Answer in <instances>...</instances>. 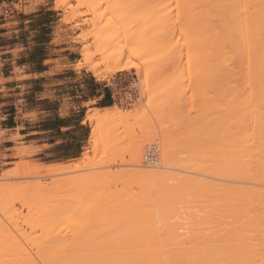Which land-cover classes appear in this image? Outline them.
Segmentation results:
<instances>
[{
  "label": "rangeland",
  "instance_id": "obj_1",
  "mask_svg": "<svg viewBox=\"0 0 264 264\" xmlns=\"http://www.w3.org/2000/svg\"><path fill=\"white\" fill-rule=\"evenodd\" d=\"M211 1L214 5L217 4L216 0ZM209 2L210 0L208 2L206 0L203 2L202 0H26V6L16 16H21L26 12V17H28L30 10L35 5L53 7L48 11V15L36 18V23H47L43 28L37 29L44 34L41 36V40H45L46 43L32 45L36 55L33 60L46 54L47 58H51L47 61V67L55 66L60 74L53 77V81L57 83V86H54L57 91L48 93H42V87L39 86V83L44 82L46 78L30 75V79L27 81L30 85L26 87V97H20L26 99V111L20 107L17 127L11 131H3V135L6 136L2 141H7L5 146L10 151L5 157H10V163L0 170V264H49L47 260H50V264L60 263L58 261L68 262L66 264H80L84 261L81 255L85 256V252L90 247L139 246V244L148 246L152 242L159 246L160 244L161 246L168 245V247L173 244L174 248L183 246L187 250H197L199 247L197 251L200 250V253L205 249L207 251V248L208 251L213 249H215L213 251H218L221 248L219 250V253L222 252L221 258L228 248L236 251L243 250L241 252L246 254L247 252L256 253L254 256L258 254L257 256L260 258L256 257L259 262L264 261L262 259L264 255L261 257L264 252V243L261 242L264 240V202L263 204L261 202L264 198V183L258 179L255 182V179L248 178L246 180L244 177L232 176L228 171H224L228 170L230 164H227L228 167L225 165L228 156L223 158L224 152L221 146L225 145V143L223 144V134L227 133L225 137H227V141H230L236 135L233 132L238 133L239 129L237 130V128L248 130L244 131L245 135L247 132L249 133V137L246 136L249 139L244 140L246 148H250L251 143L253 146L258 143L257 141L253 142L252 136L255 129L253 127L256 126L254 120L256 121L257 118L254 112L256 114V110L258 111L256 114L258 117L261 116V111L264 112L262 109L264 106L259 104L260 99L258 100L256 96L264 91H255L254 93L246 88H237L235 91L234 88H231L232 86L229 88L222 86L227 90L225 91L220 86L226 83L225 75L223 76L225 83H218L220 79H217L216 67L218 68V63L216 64V59L223 54V47L224 50L228 48V38L230 40L234 32L235 34L240 33L243 27L238 28L239 25H235L237 24L235 23L237 17H235L232 18V20L235 19L233 22L229 19V22L235 23L234 27L231 24L230 28L239 31L231 29L230 31L227 28L228 20L223 21V16H226L225 14L231 6L224 5L225 9H223L224 7L220 9L223 10V13L216 6L218 9L213 10L216 12L218 10V14H220L216 16L212 10L213 4L210 5ZM202 12L209 13L202 15ZM230 12L231 10H229ZM210 15H214L216 19L214 16V19L208 18L207 16ZM205 16L208 19L206 21ZM230 17L232 16L230 15ZM209 20L211 22H207ZM204 21L212 24L213 28ZM221 22H226L223 27L225 30L221 27ZM216 23L224 32H230L227 33L228 38L224 36V34L227 35L226 32L222 34L223 31L219 30V25L217 26ZM208 26L213 30L214 27L215 30L218 28L217 33L215 30V34L212 32L213 30L210 31ZM1 28L2 25H0ZM205 28L207 33L209 32L208 35L204 34L206 33L203 30ZM245 30L243 28L240 35H236L237 38L239 37L238 39H233L235 34L232 35L234 45L235 42L236 45H239L238 40H246L249 34ZM37 31L33 32L34 35ZM54 31L55 33H53ZM210 32L212 33L210 34ZM231 32L233 33L231 34ZM242 33L244 39H242ZM218 34L222 38H217ZM34 37L36 36H33V40H35ZM224 37L227 38L226 41ZM218 39L219 43L216 45ZM224 41L228 45L227 43L224 45ZM0 42L5 44L1 35ZM244 42L243 45L241 44L242 47L245 46ZM209 43L210 46H207ZM211 44H215L217 49L223 46L220 48L221 51L219 50L222 53H215L216 46ZM234 45L233 47H235ZM231 46L223 55H227L226 53L229 51H232L229 52L230 54H234L237 51L235 48L239 49V46L234 49H231ZM209 50L213 54L210 55ZM233 51L235 52L233 53ZM237 52L238 54L244 53ZM203 56L205 59L208 58V61H205ZM204 62L210 63L211 66L204 65ZM38 67L36 64L35 68ZM118 76L138 83L139 99L129 107L115 104L108 92L109 82ZM230 77L228 76V78ZM228 78L226 77L227 80ZM3 80L9 83L13 78L6 76ZM7 91L8 88L0 95V103L5 108H9L10 105L14 107L9 102ZM235 93L239 96H236ZM253 94L254 96H252ZM107 95L110 97V105L103 101ZM45 97L47 98L45 99ZM253 97L255 101L256 98L258 101L255 102ZM23 101L18 100L17 104H22ZM63 103L62 113L64 115L67 113L66 115L75 125L63 133L68 138V144L70 138L78 141L77 147L75 142L73 145L69 144L66 152L70 153L72 148V153L77 154V157L54 162L50 161L53 159L52 156L41 153L42 147L35 140L39 138L37 130L40 123L39 117H44L43 108L46 106L49 109H55L57 105L61 107ZM255 104L259 107H254ZM252 105L254 106L252 107ZM116 107L128 114L126 115L128 119L125 122L120 119L124 122L121 125H119L121 123L119 119L105 123L90 118L96 112L103 113ZM241 109L243 111H240ZM251 109L253 110L251 111ZM245 112L248 113V116L244 114L247 117H244L245 121L247 120L244 126L239 124L241 127H238L239 125L235 123L237 125L235 127L234 123L229 122L230 118L231 121L237 122L239 117L236 119V116ZM231 114H237L234 115L236 121L232 120L233 115ZM245 121L243 120V122ZM230 127L233 131H231L232 134H230ZM256 127H259V124ZM257 130L255 131L257 132ZM30 131L34 132L29 133ZM250 133L252 138H250ZM96 138L97 140H95ZM251 139L253 140L251 141ZM227 141L225 140L227 145H230L231 142L229 144ZM153 142L160 146V161L156 165H150L143 161L140 153L142 144H144L142 148L145 149L148 143ZM226 149L229 152L230 149ZM219 150H222V153ZM218 152L222 154H220L222 160L219 159ZM226 155L224 154V156ZM42 165H44L43 171ZM52 165H55V172L54 170L51 172ZM30 166H40L41 171H38L41 173L32 172L29 169ZM59 166L63 167V170L59 169ZM46 170H49L50 173ZM156 172L159 174L157 180L150 175ZM194 177L201 183L197 179L193 180ZM169 186L178 188H173L175 190L172 193V187ZM238 186H242L241 189ZM247 186L249 188L245 189ZM177 189L179 193L176 191ZM258 189H262V194L259 195L261 192ZM242 192L247 197L250 195L254 203L252 199L248 201L250 196L246 198ZM160 196L162 197L160 198ZM182 197H186V199H182ZM237 197L238 199L234 201ZM157 203L160 206L159 209L156 208ZM246 204L248 209L249 205H252L253 211L250 209L251 213L249 211L248 216L253 214V223L247 227L248 230L245 228L244 234L242 233L243 236H241L234 232L238 222L235 211L237 206L241 208L240 211H246ZM162 208L164 209L162 210ZM256 209L257 211H255ZM158 211L160 213L157 214ZM169 211L170 215L166 216ZM181 214H184L183 217ZM157 215L160 216H158V222ZM259 217H263V220ZM169 219H173L174 222ZM220 220L224 226L227 224L225 229L223 226L219 227ZM239 220L242 221V219ZM260 220L263 228L259 227V225L261 226ZM159 223L164 227L159 226ZM229 223L231 225H228ZM199 230L203 232L199 234ZM249 230L253 232L251 238ZM156 233L159 234L156 235ZM168 233L172 234L173 241L170 240L172 236ZM136 235L139 236V239L140 235L142 239L144 238L141 239L143 243L142 241L137 243L138 238L134 239ZM169 236L171 237L168 238ZM215 236L217 239L219 238V241L216 239L218 243L214 239ZM231 236L234 237L231 239ZM157 237L166 238V240ZM204 237H209V240L207 238V241ZM235 237H239V240L238 238L233 240ZM229 238L233 241L228 240ZM258 240L259 243L256 242ZM255 243L258 244L255 245ZM216 244L220 247L217 248ZM254 246L257 248L260 246L259 250L256 248L259 252L252 248ZM77 249L81 251H77ZM69 254L71 255L69 256ZM226 256L225 254L221 260H218L232 261L230 257ZM254 256H252V260L257 261ZM65 257L67 258L65 259Z\"/></svg>",
  "mask_w": 264,
  "mask_h": 264
},
{
  "label": "bare ground",
  "instance_id": "obj_2",
  "mask_svg": "<svg viewBox=\"0 0 264 264\" xmlns=\"http://www.w3.org/2000/svg\"><path fill=\"white\" fill-rule=\"evenodd\" d=\"M207 2L209 1V0H206ZM215 1V0H214ZM213 1V2H214ZM202 2H203V0H202ZM215 2H217V4H213L212 3V1L210 0V5L211 4H213V8H212V10L213 9H215V8H217L218 10H220L221 8H223V9H225V6L224 5H226V6H231V7H229V10H231V12L233 13V15H235V16H233L232 15V13L230 12L229 13V10L226 12V16H223V21L225 20V21H227L228 20V22H227V24H228V27L227 28H229V30L231 29L232 31L233 30H236V32H237V30L238 29H235V28H230V27H232V26H230L231 24L233 25V24H235V23H237V24H235V25H239V27L238 28H241V27H243L244 29H246L245 31H247L246 33L247 34H249L248 35V37H247V35H245L247 38H248V40H247V38H246V40L244 39V34H243V36H242V39H244L245 40V42H244V40L243 41H241V40H238V43H239V45H243V42L245 43L244 45L245 46H243L242 47V45L241 46H239V45H236V42H235V45H234V38H236V39H238L237 38V36L236 35H240V33L242 32V30H243V28H241V31H240V33H236L235 34V32H234V34H235V36H234V34H232L233 32H231V34L234 36H232L231 35V37H230V40L232 41H230L229 40V38L227 37L228 36V34L230 33H228L227 31H225L226 32V34L227 35H225L224 34V36H226L227 38H228V43H229V45L231 46V44H232V48L231 49H234L235 47H237V46H239V49L238 48H235V51H236V49H237V51H240L241 53L242 52H244V53H242V54H238V52L236 51H233V53L234 54H230L232 51H229V52H227L226 54L227 55H223L224 53H225V51L230 47L229 45H228V43L227 42H225L226 40H227V38L226 37H224V42H223V44L224 43H227V45H228V48L226 49L225 48V50H224V47H223V50L222 51H224L223 52V56L222 55H220L219 57L220 58H218L217 57V61H219V62H217L216 61V64L218 63V68H220V69H218L217 67H216V71H218V77H217V79H220V80H218V83H225V85H220L221 87L222 86H225L226 88H229V87H231V88H234V90L235 89H237V88H246V89H250V92H252V91H254V93H255V91H264V0H220V1H215ZM220 4H222V5H220ZM221 7H220V6ZM208 6V5H207ZM215 6V7H214ZM217 6V7H216ZM205 7H206V5H205ZM211 7V6H210ZM207 8V7H206ZM206 8H204L205 10H206ZM202 9V8H201ZM207 9H209V7L207 8ZM204 10V11H205ZM218 10H217V12L216 11H214L215 13H216V16H217V14H218ZM209 11V10H208ZM210 11H211V9H210ZM209 11V12H210ZM220 11H222L221 13H223V10H220ZM225 11V10H224ZM209 12H207V13H209ZM212 12V11H211ZM203 13L205 14L206 12H202V15H203ZM205 14V15H208V14ZM215 13H214V15H215ZM220 13V12H219ZM211 14V13H210ZM227 14H228V16L230 17V15L232 16V17H228L227 16ZM236 14H237V16H236ZM213 15V16H214ZM218 15H220V14H218ZM224 15V14H223ZM213 16H207L208 18L209 17H211V19H214L215 18V16H214V18H213ZM224 17H227V18H225L224 19ZM235 17H237V19H236V22L235 23H232L233 21H235V19L234 20H232V18H235ZM218 18H219V16H218ZM204 19H205V21L206 20H208V19H206V16L204 17ZM216 19V18H215ZM222 19V18H221ZM220 19V20H221ZM229 19H231L232 20V22L230 21L229 22ZM219 20V19H218ZM217 20V21H218ZM219 20V21H220ZM204 21V23H206ZM218 21V23H220ZM207 22H211L210 20L209 21H207ZM215 22V21H214ZM213 22V23H214ZM222 24H221V27L223 28V27H225V23L226 22H221ZM207 25H209V26H211L212 24H209V23H206ZM224 24V25H223ZM205 25V24H204ZM207 25H205V26H207ZM215 25V24H214ZM216 25L218 26L219 24H217L216 23ZM242 25V26H241ZM208 26V27H209ZM237 26H235V27H237ZM204 27V26H203ZM212 27V26H211ZM233 27H234V25H233ZM210 28V27H209ZM213 28V27H212ZM222 28H220V25H219V30L221 29L222 30ZM226 28V29H227ZM211 29V28H210ZM203 30H205L204 32H206V33H204V34H207L208 35V33H207V31H206V28L205 29H203ZM213 29H211L210 31H212ZM214 30H215V27H214ZM214 30L212 31L213 33H214ZM223 30H225V28H223ZM222 30V31H223ZM228 30V29H227ZM228 30V31H229ZM230 30V31H231ZM216 32L215 33H217V31H218V28H217V30H215ZM221 31V32H222ZM239 31V30H238ZM244 31V32H245ZM212 32H210V34L212 33ZM224 31L222 32V34L223 33H225ZM214 33V34H215ZM219 33V32H218ZM217 36V38L218 37H220L219 36V34L218 35H216ZM206 36L204 35V38H205ZM213 37V36H212ZM232 37H233V39H232ZM217 38H215V39H217ZM220 38H222V36L220 37ZM208 39V38H207ZM235 39V41H237ZM203 40H205V39H203ZM222 40V39H221ZM214 41V40H213ZM230 41V42H229ZM220 42H222V41H220ZM212 43V42H211ZM218 43H219V39H218V42H217V40H216V45H218ZM237 43V44H238ZM215 44H211V45H215ZM215 45V46H216ZM221 45V44H220ZM224 45H226V44H224ZM233 45L235 46V47H233ZM207 46H210V43H209V45L207 44ZM222 47H219L218 49H217V46H216V48H214V49H216L217 50V52H216V50H215V53H219V54H221L222 52H219V50L221 51V49L220 48H222ZM205 48V47H204ZM208 49V48H207ZM212 49V48H211ZM242 49V50H241ZM210 52V55L211 54H213L214 53V50L212 49V51H213V53H211L212 51L211 50H209ZM228 51V50H227ZM205 53H206V51H204ZM204 53V55L206 56V54ZM207 53H208V51H207ZM209 53L207 54V56L209 55ZM214 53V54H215ZM237 53V54H236ZM211 58V57H210ZM209 58V59H210ZM203 59H205L204 58V56H203ZM208 58H206L205 59V61L207 60ZM212 59V58H211ZM219 59V60H218ZM208 61V60H207ZM210 61V60H209ZM213 61V60H212ZM215 62V61H214ZM208 63V62H207ZM213 64V63H212ZM204 65H208V67H210L211 65H210V63L209 64H206L205 62H204ZM210 65V66H209ZM215 65V64H214ZM207 67V68H208ZM214 67V66H213ZM213 67H212V69H213ZM204 68H205V66H204ZM206 68V69H207ZM209 69V68H208ZM211 69V70H212ZM208 71H210V69L208 70ZM229 72V73H228ZM208 74H210L209 72H207ZM224 73V74H223ZM227 74V76H226V74ZM217 74V73H216ZM223 74V75H222ZM225 75V76H224ZM222 76V77H221ZM223 76H224V78H225V82L223 81L224 79H223ZM228 76L230 77V78H228ZM220 77V78H219ZM226 77L228 78V80L226 79ZM229 79H230V81H229ZM221 81V82H220ZM230 82V84H228V82ZM222 83V84H223ZM227 84V85H226ZM218 86H219V84H218ZM222 88H224V87H222ZM225 89V88H224ZM233 90V91H234ZM240 90V89H239ZM221 91V90H220ZM225 91H227L226 89H225ZM230 91V90H229ZM236 91V90H235ZM249 91V90H248ZM247 91V92H248ZM222 92V91H221ZM238 92V91H237ZM230 93V92H229ZM229 93H228V95H229ZM234 93V92H233ZM238 94V93H237ZM247 94V93H246ZM226 96H227V93L225 94ZM234 95V94H233ZM235 95H236V93H235ZM240 95H241V93H240ZM249 95V94H248ZM251 95V94H250ZM249 95V96H250ZM256 95V94H255ZM258 95H259V97H258ZM223 96V95H222ZM236 96H239V95H236ZM242 96H243V94H242ZM241 96V97H242ZM247 96V95H246ZM252 96H254V94L252 95ZM257 96V98H258V100L260 99V101H259V104L261 105L262 104V107L264 106V93H261V94H257L256 95ZM241 97H239L240 99H241ZM243 98V97H242ZM245 98V97H244ZM248 98H251V97H248ZM257 98H256V101H255V98L253 97V100L255 101V102H257L258 100H257ZM245 99H247V98H245ZM252 100V101H253ZM263 100V102H261ZM241 101V100H240ZM248 101V100H247ZM250 102V101H249ZM239 103V102H238ZM230 106V105H229ZM254 105H252V107H253ZM240 107V106H239ZM254 107H259V105L258 106H256V104H255V106ZM254 109V108H253ZM253 109H251V111L253 110ZM259 109H261V108H259ZM262 109H264V107L262 108ZM230 110H232V109H230ZM240 111H243L242 109L240 110ZM254 112V111H253ZM256 112L258 113V111L256 110ZM262 113H261V116L260 117H258V115L256 116V114H255V112H254V115H255V117H257L256 118V121L254 120L255 119V117H254V115H253V120H254V124L256 125V126H258V124H259V127H256V126H254L253 128H255L254 129V133H252V136H253V138H254V141L253 142H255V141H257L258 143H256L255 145H257V146H253V143H251L252 144V146H250V148H246L244 145V140L246 139V138H248L249 137V133L247 132V135H245V133H244V131H246L247 129H245V130H243V129H241V128H237V130H238V133H236V132H233L232 131V129H231V127H230V134H232L231 133V131L233 132V133H235L236 135H234V137H233V139L232 140H230V141H227V137H225V135H227V133L224 135L223 134V136H224V142H223V144L225 143V147L223 146V145H221L222 146V149H223V155L221 154L222 152V150H219V152H221V153H219L218 152V154H219V159H221L222 160V156H223V158H226L227 156L229 157V159H228V157L226 158V160H225V165H229L230 164V166L228 167V165H227V167H228V170H224V171H228L229 172V174L230 175H232V176H240V177H244L246 180L248 179V178H250V179H255V182L257 181L256 179H258V180H260V182H262V183H264V112L263 111H261ZM250 113V112H249ZM244 114H247L246 116H248V113H243V114H238V115H242L241 117L240 116H238L237 114H234L235 116H236V119H237V117H239L238 118V120H237V122H233V121H231V118H230V121L229 122H232L231 124H233L234 123V126L236 127L237 125H235V123H237L238 125L239 124H243L242 126H244V123H247L246 121H245V119H244V117L245 118H247ZM260 114V113H259ZM126 115H128L126 112H124L122 109H118L117 107L116 108H114V109H112V110H107L106 112H103V113H99V112H96V113H94V114H92V116L90 117L91 119H96V120H98V121H102V122H105V123H107L108 121V123H110V121L111 120H116L117 119V121H118V119L120 120V119H122V120H124V122L128 119V118H126V117H128V116H126ZM231 115H233V114H231ZM233 115V118H232V120H234V116ZM244 115V116H243ZM251 115H252V113H251ZM232 117V116H231ZM125 118V119H124ZM243 118V119H242ZM249 118V117H248ZM236 119L234 120V121H236ZM252 119V118H251ZM122 120H120L119 122H121L119 125H121V124H123L124 122H122ZM243 120L245 121V122H243ZM252 120V121H253ZM228 121V120H227ZM256 122V123H255ZM228 124H230V123H228ZM118 125V126H119ZM114 126V125H113ZM229 126V125H228ZM232 126V125H231ZM261 126V127H260ZM238 127H241L240 125L238 126ZM115 128V127H114ZM243 128V127H242ZM245 128V127H244ZM227 129V130H228ZM257 129H259L260 131H258ZM229 130H228V134H229ZM236 130V129H235ZM234 130V131H235ZM255 130H257V132L255 131ZM110 131H111V129H110ZM248 131V130H247ZM112 132V131H111ZM118 132V131H117ZM251 133H250V138H252L251 137ZM229 134V135H230ZM109 135H111V134H109ZM112 136V135H111ZM222 136V137H223ZM246 136H248V137H246ZM110 137V136H109ZM229 137H231V136H229ZM255 138H256V140H255ZM230 139V138H229ZM249 139V138H248ZM95 140H97V138L95 139ZM225 140L227 141V142H229V144H230V142H231V144L230 145H227L228 143H226L225 142ZM253 139H251V141H252ZM233 141V142H232ZM250 142V141H249ZM248 143V142H247ZM242 144H243V146H242ZM142 145H144V144H142ZM140 146V153H141V158L142 159H144V152L142 151V147L143 146ZM249 145V144H248ZM228 146V147H227ZM249 147V146H248ZM253 147V148H252ZM226 148H228V150H229V152L228 151H226L227 149ZM224 149H225V151H224ZM144 150V149H143ZM257 151V152H256ZM143 152V153H142ZM217 152V151H216ZM229 153V154H228ZM208 154V153H207ZM214 154V153H213ZM220 154L222 155V156H220ZM224 154L226 155V156H224ZM212 157V156H211ZM217 158V157H216ZM214 160V159H213ZM216 160V159H215ZM214 160V161H215ZM220 160V161H221ZM224 160V159H223ZM144 161V160H143ZM210 161V160H209ZM227 161V162H226ZM231 161V162H230ZM217 162H219V161H217ZM229 162V163H228ZM205 161H204V165H205ZM214 163V162H213ZM213 163H209V164H213ZM216 163V162H215ZM214 163V164H215ZM203 165V164H202ZM224 165V164H223ZM34 166H36V165H34ZM44 165H42V167H43ZM53 166V167H52ZM52 166H49L50 168L52 167V170H51V172H53V170H54V172H55V168H54V166L55 165H52ZM57 166V165H56ZM208 166V165H207ZM206 166V167H207ZM41 167V168H42ZM47 167V169H48V166H46ZM205 167V168H206ZM216 167V166H215ZM40 168V166H37V167H33V166H30L29 167V169L32 171V172H36V171H38V170H40L39 169ZM54 168V169H53ZM63 167H61V166H59V169H61V170H63L62 169ZM204 168V169H205ZM209 168V167H208ZM202 169H203V167H202ZM222 169H224V168H222ZM44 170V167L42 168V171ZM197 170V169H196ZM200 170V169H199ZM41 171V170H40ZM40 171H38V172H40ZM49 171V170H48ZM47 170H46V172H48ZM56 171H58V170H56ZM198 171V170H197ZM202 171V170H201ZM201 171H200V173H201ZM37 172V173H38ZM203 172V171H202ZM220 172V171H219ZM41 173V172H40ZM43 173H45V172H43ZM48 173H50V171L48 172ZM206 173V172H205ZM211 173V172H210ZM151 176H152V178L153 179H159V174L156 172V173H152V174H150ZM199 175V174H198ZM211 175V174H210ZM214 175V174H213ZM225 176H227V175H225ZM196 177V176H195ZM194 177V179L193 180H195V179H197V178H195ZM198 177V176H197ZM207 177V176H206ZM214 177V176H213ZM220 177V176H219ZM186 178H188V177H186ZM204 178V177H203ZM231 178V177H230ZM214 179H216V178H214ZM218 179V178H217ZM220 179V178H219ZM232 179V178H231ZM236 179H237V177H236ZM186 180V179H185ZM192 180V179H191ZM191 180H189V181H191ZM198 181H199V179H197ZM201 180V179H200ZM203 180H205V179H203ZM232 180H234V179H232ZM241 180H244V179H241ZM229 181V180H228ZM227 181V182H228ZM236 181V180H235ZM234 181V182H235ZM240 181V180H239ZM238 181V182H239ZM249 181V180H248ZM200 182V181H199ZM219 182V181H218ZM233 182V181H232ZM251 182H253V181H251ZM190 183V182H189ZM193 183V182H192ZM191 183V184H192ZM201 183V182H200ZM206 183V182H205ZM231 183V182H230ZM250 183V182H249ZM254 183V182H253ZM259 183V182H258ZM261 183V184H262ZM202 184H203V182H202ZM201 184V185H202ZM215 184H217V183H215ZM221 184V183H220ZM238 184H240V183H238ZM261 184H259V185H261ZM172 185V184H171ZM184 185V184H183ZM188 185V184H187ZM195 185V184H194ZM198 185V184H197ZM204 185V184H203ZM206 185H207V183H206ZM186 186V185H185ZM193 186V185H192ZM192 186H190V187H192ZM200 186V185H199ZM219 186V185H218ZM228 186V185H227ZM169 187H172V186H169ZM181 187V186H180ZM184 187V186H183ZM229 187H231V186H229ZM240 189H241V187L240 186H238ZM252 187H253V185H252ZM173 188H178V187H175V186H173L172 187V193H174V190L175 189H173ZM187 188V187H186ZM189 188V187H188ZM192 188H194V187H192ZM210 188V187H209ZM218 188V187H217ZM220 188V187H219ZM218 188V189H219ZM235 188V187H234ZM245 188V187H244ZM247 188H249L248 186L245 188V189H247ZM253 188H255V187H253ZM262 188V187H261ZM190 189V188H189ZM188 189V190H189ZM194 189H196V188H194ZM243 189V188H242ZM263 189H264V187H263ZM169 190V189H168ZM185 190V189H184ZM187 190V191H188ZM191 190V189H190ZM229 190V189H228ZM236 190H239V189H236ZM250 190H251V188H250ZM258 190H260V189H258ZM170 191V190H169ZM176 191H178V189L176 190ZM196 191V190H195ZM202 191V190H201ZM230 191V190H229ZM232 191V190H231ZM234 191V190H233ZM247 191V190H246ZM245 191V192H246ZM254 191V190H253ZM262 191V189L260 190V192ZM167 192V191H166ZM210 192V191H209ZM218 192V191H217ZM237 192V191H236ZM235 192V194H237ZM259 192V191H258ZM169 193V192H168ZM178 193H179V191H178ZM178 193H177V195H178ZM186 193H188V192H186ZM226 193V192H225ZM232 193V192H231ZM243 193V192H242ZM242 193H241V196H242ZM249 193H250V191H249ZM248 193V194H249ZM256 193V192H255ZM192 194V193H191ZM202 194V193H201ZM203 194H205V193H203ZM238 194H239V191H238ZM244 195H245V193H243ZM250 194H252V193H250ZM260 194H262V192L261 193H259V195ZM162 195H163V193H162ZM174 195V194H173ZM176 195V196H177ZM181 195V194H180ZM187 195V194H186ZM227 195V194H226ZM230 195V194H229ZM240 195V194H239ZM255 195V194H254ZM264 195V194H263ZM164 196V195H163ZM188 196V195H187ZM201 196V195H200ZM220 196V195H219ZM232 196H233V194H232ZM250 196V195H249ZM249 196L247 197L246 195H245V197L246 198H249ZM162 196H160V198H161ZM180 197V196H179ZM189 197H190V195H189ZM198 198H199V196H197ZM218 197V196H217ZM228 197V196H227ZM253 197V196H252ZM256 197H258V195H256ZM264 197V196H263ZM262 197V198H263ZM169 198V197H168ZM167 198V199H168ZM174 198V197H173ZM178 198V197H177ZM181 198V197H180ZM185 199H186V197H184ZM183 197H182V199H184ZM225 198V197H224ZM245 198V199H246ZM261 198V199H262ZM181 199V200H182ZM189 199V198H188ZM194 199V198H193ZM200 199V198H199ZM236 199H238V197L237 198H235V200L234 201H236ZM241 199V198H240ZM251 199H252V202H253V198H251V196H250V198H249V200L248 201H251ZM264 199V198H263ZM263 199H262V204H263ZM177 200V199H176ZM202 200V199H201ZM206 200V199H205ZM213 200V199H212ZM224 200V199H223ZM243 200V199H242ZM184 201V200H183ZM199 201V200H198ZM218 201V200H217ZM241 201V200H240ZM162 202V201H161ZM167 202H168V200H167ZM174 202H175V200H174ZM242 202V201H241ZM183 203V202H182ZM221 203H223V202H221ZM226 203H227V201H226ZM237 203V202H236ZM254 203V202H253ZM253 203H251L252 205H253ZM259 203H260V198H259ZM258 203V204H259ZM171 204H172V202H171ZM174 204V203H173ZM187 204H188V200H187ZM193 204V203H192ZM196 204V203H195ZM194 204V205H195ZM205 204V203H204ZM257 204V203H256ZM185 205V204H184ZM183 205V206H184ZM191 205V204H190ZM223 205V204H222ZM237 205H238V203H237ZM242 205H244V204H242ZM249 205V204H248ZM251 205V206H252ZM176 206V205H175ZM251 206L249 205V209H248V206H247V204H246V207L247 208H245V209H247L246 211H240V207L239 206H237L236 207V213H237V215H236V213H235V216H237L238 217V219H236L237 221V223H236V225H235V231L234 232H237V233H239L241 236H243L242 235V233L244 232V230H245V228L247 229V227H249L252 223H253V219H252V215H250V216H248V214H250L251 213V211H250V209H251ZM263 206V205H262ZM159 205H158V203H157V207L156 208H158L159 209ZM162 207V206H161ZM169 207V206H168ZM171 207H172V205H171ZM254 207V206H253ZM174 208V207H173ZM172 208V209H173ZM181 208V207H180ZM185 208V207H184ZM196 208H198V207H196ZM200 208V207H199ZM211 208V207H210ZM227 208V207H226ZM255 208H257V207H255ZM164 208H162V210H163ZM219 209V208H218ZM232 209V208H231ZM162 210H161V212H162ZM176 210V209H175ZM185 210H186V208H185ZM196 210H198V209H196ZM202 210V209H201ZM252 211H253V209H251ZM216 211V210H215ZM219 211V210H218ZM234 211V210H233ZM232 211V212H233ZM249 211H250V213H249ZM255 211H257V209L255 210ZM262 211V210H261ZM164 212V211H163ZM167 212H168V210H167ZM187 212V211H186ZM188 212H189V210H188ZM264 212V211H263ZM158 213H160L159 211L157 212V214ZM170 211H169V214H166V216L167 215H170ZM183 213V212H182ZM190 213V212H189ZM194 213V212H193ZM217 213V212H216ZM253 213V212H252ZM257 213V212H256ZM163 214V213H162ZM175 214H177V213H175ZM192 214V213H191ZM255 214V213H254ZM261 214H262V212H261ZM260 214V215H261ZM161 215V214H160ZM171 215H173V214H171ZM182 215H184V214H181V217H183ZM188 215V214H187ZM186 215V216H187ZM193 215V214H192ZM198 215V214H197ZM259 215V214H258ZM159 215H157V217H158ZM190 216V215H189ZM195 216V215H194ZM229 216H230V214H229ZM243 218H242V217ZM262 216V215H261ZM160 217V216H159ZM159 217H158V219H157V222H158V220H159ZM175 217H177V215H175ZM180 217V215H179V218H181ZM236 217V218H237ZM245 217H247V218H245ZM263 217H264V215H263ZM263 217L262 218H260V219H262L263 220ZM186 219H187V217H185ZM191 218V217H190ZM190 218H188V220H191ZM222 218V217H221ZM233 218V217H232ZM245 218V219H244ZM163 219H165V218H163ZM177 219V218H176ZM194 219V218H193ZM198 219V218H197ZM239 219H242V221L241 220H239ZM244 219V220H243ZM161 220V219H160ZM169 220H173V219H169ZM178 221H179V219H177ZM176 220V221H177ZM183 220V219H182ZM185 220V219H184ZM196 220V219H195ZM199 220V219H198ZM197 220V221H198ZM167 221V220H166ZM181 221V220H180ZM221 221V220H220ZM235 221V220H234ZM264 221V220H263ZM172 222H174V220L172 221ZM219 222V221H218ZM230 222V221H229ZM258 222H259V219H258ZM262 221L260 220V223L259 224H261V226L259 225V227L260 228H263L262 227V223H261ZM161 223V222H160ZM160 223L158 224L159 226H161L160 225ZM165 223V222H164ZM177 223V222H176ZM178 223H180V222H178ZM194 223H195V221H194ZM222 223V221L221 222H219V227L220 226H223L224 227V229L227 227L226 225V227L223 225V224H221ZM228 223V222H227ZM231 223V222H230ZM228 224V225H231V224ZM172 224V223H171ZM193 224V223H192ZM221 224V225H220ZM238 224V225H237ZM162 225H163V222H162ZM176 225V224H175ZM174 225V226H175ZM196 225V224H195ZM198 225V224H197ZM196 225V226H197ZM199 225H201V224H199ZM203 225V224H202ZM205 225V224H204ZM216 225V224H215ZM264 225V224H263ZM166 226V225H165ZM168 226V225H167ZM166 226V227H167ZM173 226V227H174ZM179 226V225H178ZM218 226V225H217ZM161 227H164V226H161ZM169 227H171L172 228V226H169ZM177 228V227H176ZM163 229V228H162ZM175 229V228H174ZM169 230H170V228H169ZM168 230V231H169ZM198 230V229H197ZM202 230H204V229H202ZM216 230V229H215ZM233 230V229H232ZM248 230V229H247ZM246 230V231H247ZM261 230H263V229H261ZM194 231V230H193ZM200 231V230H199ZM226 231H228V230H226ZM250 231V230H249ZM248 231V233H250V238H251V233H253L252 231H250L249 232ZM170 232H171V230H170ZM203 231H200L199 232V234L200 233H202ZM241 232V233H240ZM165 233H166V231H165ZM175 233V232H174ZM228 233V232H227ZM246 233V232H245ZM262 233V232H261ZM159 233H156V235H158ZM162 234V233H161ZM167 234V233H166ZM171 235L172 236V234H173V231H172V234L171 233H168V235ZM181 234V233H180ZM179 234V235H180ZM198 234V233H197ZM211 234V233H210ZM236 234V233H235ZM238 234V235H239ZM244 234V233H243ZM142 235V234H141ZM140 235V239H139V236H134V239H135V237L136 238H138L136 241H137V243L138 242H140L141 243V241L144 239H142V236ZM164 235V234H163ZM175 235H176V233H175ZM174 235V236H175ZM194 235V234H193ZM230 235V234H229ZM233 235H234V233H233ZM237 235V236H238ZM246 235H248V234H246ZM255 235V234H254ZM257 235V234H256ZM260 235V234H259ZM258 235V236H259ZM149 236V235H148ZM171 236H169L168 238H170ZM177 237H178V235H176ZM199 236V235H198ZM202 236H203V234H202ZM208 236V235H207ZM236 236V235H235ZM241 236H239L240 238H242ZM245 236V235H244ZM253 236V235H252ZM263 236H264V233H263ZM145 237V236H144ZM197 237V236H196ZM228 237H230V236H228ZM234 237V236H233ZM232 236H231V239L233 238ZM239 237H237L238 238V240H239ZM247 237V236H246ZM249 237L247 238V240L249 239ZM255 237V236H254ZM260 237H262V236H260ZM156 238V237H155ZM158 239L160 238L161 239V237H157ZM195 238V237H194ZM205 238V237H204ZM207 238H208V240H209V237H206L205 239L207 240ZM236 237L233 239V240H235V239H237ZM244 238V237H243ZM242 238V239H243ZM253 238V237H252ZM264 238V237H263ZM131 239V238H130ZM134 239H132V240H134ZM142 239V240H141ZM149 239H150V237H149ZM164 239V238H163ZM163 239H161V240H163ZM177 239H179V238H177ZM199 239V238H198ZM200 239H202V238H200ZM199 239V240H200ZM214 239H215V241H216V236L214 237ZM219 239V238H218ZM217 239V241H219ZM221 239V238H220ZM230 238L228 239V240H231ZM254 239V238H253ZM154 240H157V239H154ZM164 240H166V238L164 239ZM171 241H173L174 240V238H173V236L171 237V239H170ZM195 240H197V239H195ZM207 240V241H208ZM211 240V239H210ZM233 240H231V241H233ZM237 240V241H238ZM245 240V239H244ZM260 240V239H259ZM259 240L258 241H256V242H258L259 243ZM131 241V240H130ZM136 241H134L135 243H136ZM145 241V240H144ZM147 241V240H146ZM151 242H152V240H150ZM159 241V240H158ZM171 241H169V242H171ZM178 242H179V240H177ZM204 241V240H203ZM212 241V240H211ZM216 241V242H217ZM230 241V242H231ZM131 242H133V241H131ZM150 242V243H151ZM160 242V241H159ZM206 242V241H205ZM222 242H223V239H222ZM251 242H253L252 240H251ZM262 242V244L264 243V240L263 241H261ZM260 242V243H261ZM136 243V244H137ZM142 243H143V241H142ZM145 243V242H144ZM153 243V245L155 244V245H157L155 242H152ZM152 243L149 245L148 244V246H145V245H141L140 246V244H139V246L138 245H134V246H119V247H109V246H106V247H90V249L88 250L87 249V251L85 252V256H84V254L83 255H81V256H83V258H84V261H82L80 264H264V261H261V262H259V260H258V258H260V257H258L257 255V257L256 256H254V254H256V253H248L247 252V254L246 253H243V252H241V251H243V250H241V251H236L235 249H229L228 248V250H226V252H225V250H224V252H225V254L227 255L226 257H230L231 258V260L232 261H228V260H226V261H220L224 256H225V254L223 253V257L221 258L220 257V255H221V253H219V250L221 249H219L218 251L216 250V251H213V250H215V249H213L212 251H208V248H207V251H206V249L202 252L201 251V253L199 252V251H197L198 250V248H197V250L195 249V250H187V249H184L185 247H183L182 246V248H178V247H173L172 245H171V247H170V245H169V247H168V245L166 246V245H162L161 246V244H160V246L159 245H157V246H153L152 245ZM167 243V242H166ZM172 243V242H171ZM170 243V244H171ZM179 243H181V242H179ZM200 243V242H199ZM212 243V242H211ZM215 243V242H214ZM218 243V242H217ZM224 243V242H223ZM232 243V242H231ZM258 243H255V245L256 244H258ZM134 244V243H133ZM168 244V243H167ZM183 244L185 245V242H183ZM254 244V243H253ZM147 245V244H146ZM177 245V244H176ZM181 245H182V243H181ZM202 245V244H201ZM212 245V244H211ZM216 245H218V244H216ZM251 246H252V244H250ZM260 246H261V244H259ZM200 246V245H199ZM204 246H205V244H204ZM223 246V245H222ZM260 246L258 247V248H260ZM220 247V245H218V247L217 248H219ZM202 248V247H201ZM211 248V247H210ZM215 248V247H214ZM231 248H233V247H231ZM249 248V247H248ZM253 249L255 248V251H258L259 249L257 248V247H252ZM256 248L258 249V250H256ZM58 249V248H57ZM237 249V248H236ZM240 249V248H239ZM262 249H263V247H262ZM262 249H261V251H262ZM55 250V249H54ZM78 250H80V249H77V251ZM84 250V249H83ZM86 250V249H85ZM251 250V249H250ZM59 251V250H58ZM63 251V250H62ZM76 251V250H75ZM81 251V250H80ZM252 251V250H251ZM264 251V250H263ZM262 251V252H263ZM51 252H52V249H51ZM241 252V253H240ZM253 252V251H252ZM259 252V251H258ZM262 252H261V254H262ZM84 253V252H83ZM60 254H62V253H60ZM72 254V253H71ZM71 254H69V256L71 255ZM80 254V253H79ZM254 256V258L256 257V259H257V261L255 260H252V256ZM49 255H51V254H49ZM73 255H74V251H73ZM219 255V256H218ZM264 255V252H263V254L261 255V257ZM53 256V255H52ZM219 258H218V257ZM48 258V257H47ZM67 257H65V259H66ZM77 258H79V257H77ZM83 258H81V259H83ZM53 259V258H52ZM55 259H57V258H55ZM61 259H64V258H61ZM218 259H220V260H218ZM262 259H264L263 257H262ZM261 259V260H262ZM34 260V259H33ZM59 260V259H58ZM75 260V259H74ZM80 260V259H79ZM79 260H77V261H79ZM48 262L47 263H49L50 264V260H47ZM52 261V260H51ZM63 261V260H62ZM76 261V260H75ZM58 262H60V263H57V264H66V263H68V262H61V261H58ZM33 264V263H32ZM53 264V263H52Z\"/></svg>",
  "mask_w": 264,
  "mask_h": 264
},
{
  "label": "crops",
  "instance_id": "obj_3",
  "mask_svg": "<svg viewBox=\"0 0 264 264\" xmlns=\"http://www.w3.org/2000/svg\"><path fill=\"white\" fill-rule=\"evenodd\" d=\"M52 8L53 7L46 5H35L30 10L28 17H26L25 12L21 16L9 18L1 24L2 28L0 29V35L2 36V41L5 42V44L2 45L7 52L6 76L7 78H13L12 81L9 83L7 82V93L10 98L9 102L13 104L14 107H11L12 105H10L9 108L4 107V110L9 113L7 122L5 123L8 131L14 130L18 125L17 121H14L11 115L17 113L20 107H23L26 111V99L20 97H26V87L30 85L27 81L30 79V75L46 78L44 82L39 83V86L42 87V93L57 91V88H54V86H57V83L53 81V77L60 74V71H58L55 66L47 67V61L51 60V58H47L46 54L41 58L38 56L33 60L36 55L35 50L32 48V45L35 43H46L45 40H41V36L44 34H42L41 31H37V29L43 28L47 23H36V18L48 15V11L52 10ZM34 31H37L36 35H34ZM53 33H55V31ZM33 36H36L34 37L35 40H33ZM36 64H38V68H35ZM46 98L47 97H45V99ZM18 100H24V103L18 105ZM58 102H60V100H58ZM63 107L64 103L61 104V107L57 105L55 109H49L46 106L43 108L42 112L44 113V117H39L40 123L37 130L39 138L35 140L38 145L42 147L41 153L52 156L53 159L50 161L54 162H61L77 157V154L72 153V148L70 149V153L66 152L69 144L73 145V142H75L74 144L77 147L78 141H74L73 138H70V143L68 144V138H66V134L63 133L65 130L75 126L73 121L70 120V117L66 115L67 113L65 115L62 113ZM57 122H59V124H56ZM32 132L30 131L29 133Z\"/></svg>",
  "mask_w": 264,
  "mask_h": 264
},
{
  "label": "built area",
  "instance_id": "obj_4",
  "mask_svg": "<svg viewBox=\"0 0 264 264\" xmlns=\"http://www.w3.org/2000/svg\"><path fill=\"white\" fill-rule=\"evenodd\" d=\"M25 7V0H1L0 1V25L7 19L13 18L20 14ZM6 49L0 42V95L6 91L7 82L3 79L6 77ZM108 92L115 104L123 107H129L139 99L140 89L138 83L134 80H127L122 76H118L111 80L108 84ZM9 113L4 110V106L0 103V170L10 163V157H5L10 152L2 141L3 131L7 130L5 123ZM14 121H17L18 112L11 115ZM160 146L158 143H148L144 149V161L150 165H156L160 161Z\"/></svg>",
  "mask_w": 264,
  "mask_h": 264
},
{
  "label": "trees",
  "instance_id": "obj_5",
  "mask_svg": "<svg viewBox=\"0 0 264 264\" xmlns=\"http://www.w3.org/2000/svg\"><path fill=\"white\" fill-rule=\"evenodd\" d=\"M104 102H108L107 105H110L111 104V101H110V97L107 95L104 100Z\"/></svg>",
  "mask_w": 264,
  "mask_h": 264
}]
</instances>
